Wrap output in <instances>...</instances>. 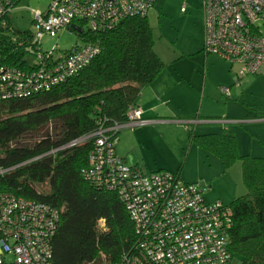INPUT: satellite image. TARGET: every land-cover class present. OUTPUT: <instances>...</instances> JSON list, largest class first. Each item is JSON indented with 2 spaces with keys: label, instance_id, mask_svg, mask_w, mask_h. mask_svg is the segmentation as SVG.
Listing matches in <instances>:
<instances>
[{
  "label": "trees",
  "instance_id": "16d2710c",
  "mask_svg": "<svg viewBox=\"0 0 264 264\" xmlns=\"http://www.w3.org/2000/svg\"><path fill=\"white\" fill-rule=\"evenodd\" d=\"M84 31L73 32L100 52L81 71L50 91L0 101V193L58 211L49 241L51 264H118L136 242L133 224L116 193L83 175L93 139L71 144L102 125L126 124L141 91L164 64L154 51L147 16L126 18L107 31ZM24 37L31 33L12 32L7 17L0 27V66L34 68ZM119 132L111 140L117 141ZM189 141L214 153L226 168L242 162L247 193L228 206L231 263L238 256L240 264H264V158L238 154L228 130L198 135L190 130Z\"/></svg>",
  "mask_w": 264,
  "mask_h": 264
},
{
  "label": "built area",
  "instance_id": "2783aa9c",
  "mask_svg": "<svg viewBox=\"0 0 264 264\" xmlns=\"http://www.w3.org/2000/svg\"><path fill=\"white\" fill-rule=\"evenodd\" d=\"M19 0H0V27ZM155 0H50L44 13H33L35 32L25 52L34 68L0 66V101L50 91L81 71L100 50L92 43L68 51H41L44 34L88 27L101 32L122 20L144 17ZM204 47L232 65L237 75L264 74V0H202ZM184 5L181 7L183 12ZM73 30V29H72ZM75 31V30H73ZM222 93L230 97L228 88ZM138 107L128 122L100 126L71 145L93 139L83 175L90 184L117 194L133 224L136 242L118 264H231L232 210L206 202L207 186L185 183L172 172L143 173L115 153L112 134L145 124ZM58 211L9 193H0V264H51L50 239Z\"/></svg>",
  "mask_w": 264,
  "mask_h": 264
},
{
  "label": "rangeland",
  "instance_id": "374dc122",
  "mask_svg": "<svg viewBox=\"0 0 264 264\" xmlns=\"http://www.w3.org/2000/svg\"><path fill=\"white\" fill-rule=\"evenodd\" d=\"M49 3L19 0L9 16L11 31L34 33L33 13H44ZM146 16L154 51L164 68L149 86L151 91L144 88L138 100L141 108L146 104L149 112L141 117L149 121L121 129L115 148L120 155L126 151L128 163L137 164L143 173L179 172L183 182L208 187L206 202L229 206L247 193L242 162L236 160L226 168L214 153L190 142L189 131L198 135L227 129L235 135L238 154L264 158V121L255 120L264 116V75L239 77L240 65L230 67L229 62L207 53L202 0H155ZM82 44L71 30L47 33L40 40L43 52ZM223 87L229 89V98L222 93ZM154 106L158 108L151 109ZM195 116L208 123L194 126L182 121ZM240 261L235 256L231 264Z\"/></svg>",
  "mask_w": 264,
  "mask_h": 264
},
{
  "label": "crops",
  "instance_id": "0c3cea01",
  "mask_svg": "<svg viewBox=\"0 0 264 264\" xmlns=\"http://www.w3.org/2000/svg\"><path fill=\"white\" fill-rule=\"evenodd\" d=\"M147 88V90H148V92H150L151 90H150V87L148 86V87H146ZM224 88V87H223ZM147 92V93H148ZM141 93H142V91H141ZM146 94V93H145ZM141 96V95H140ZM148 104V103H147ZM142 105H143V109L138 105V108H139V110H140V112H141V116L143 115V113H147V112H149V110L146 108V104L145 103H142ZM152 105V104H151ZM155 108H158L157 106H154L153 108H151V109H155ZM260 116H258V117H256V119L255 120H257V121H264V116H261L262 118H259ZM143 118V117H142ZM144 119V118H143ZM149 121V120H148ZM182 121H184V123L185 124H191V125H196V124H201V123H208V121H204L203 119H197L196 117L193 119V117L192 118H189V119H187V120H182ZM183 123V122H182ZM224 123V122H223ZM133 127V126H132ZM227 130V129H226ZM115 153H116V155L118 156V157H120L121 159H123L127 164H128V158H127V154L125 155V153H126V151L125 152H123L122 153V155H120L118 152H117V150H116V148H115ZM129 164H132L131 162L129 163ZM134 165V164H133ZM135 166H137L138 168H139V166L136 164ZM140 169V168H139Z\"/></svg>",
  "mask_w": 264,
  "mask_h": 264
},
{
  "label": "water",
  "instance_id": "95a60500",
  "mask_svg": "<svg viewBox=\"0 0 264 264\" xmlns=\"http://www.w3.org/2000/svg\"><path fill=\"white\" fill-rule=\"evenodd\" d=\"M71 28H72L73 30H75V32H77V33H78V32H79V33L81 32V30H80V29H77L75 26H72Z\"/></svg>",
  "mask_w": 264,
  "mask_h": 264
}]
</instances>
